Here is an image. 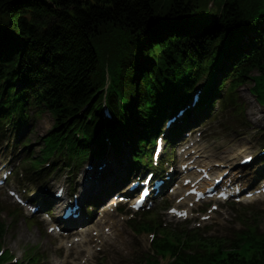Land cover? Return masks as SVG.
Here are the masks:
<instances>
[{
    "label": "trees",
    "instance_id": "trees-1",
    "mask_svg": "<svg viewBox=\"0 0 264 264\" xmlns=\"http://www.w3.org/2000/svg\"><path fill=\"white\" fill-rule=\"evenodd\" d=\"M262 22L264 0H0V123L20 127L31 110L48 109L55 122L46 150L67 144L74 156L106 131L116 134L129 117L138 124L161 116L175 105L179 84L192 86L208 71L213 85L232 74L245 83L257 70L260 86ZM102 60L112 73L108 94L116 124L100 127ZM119 95L127 102L123 110ZM78 127L88 140L75 138ZM142 226L164 235H156L143 264L167 253L174 256L170 264H264V234L254 230L225 243L196 231L178 234L156 221ZM5 230L0 223V235Z\"/></svg>",
    "mask_w": 264,
    "mask_h": 264
},
{
    "label": "rangeland",
    "instance_id": "rangeland-1",
    "mask_svg": "<svg viewBox=\"0 0 264 264\" xmlns=\"http://www.w3.org/2000/svg\"><path fill=\"white\" fill-rule=\"evenodd\" d=\"M254 76H256L255 73L253 74ZM253 84V80L249 81L238 90L240 94L239 99L246 102L248 107L247 112L244 115L234 114L233 121L227 122V118H224L225 120L223 119L222 126H226V128L218 126L222 121L221 117L204 124L202 128L204 132L199 142L200 147L230 141L236 136V142L231 144L228 147L229 149L234 147V145H238L245 148V153L256 154L264 147V110L249 93ZM232 111L229 108V115ZM227 116L228 113L224 117ZM243 119H247L248 122L242 124ZM52 123L53 118L50 112H44L37 123H35L33 127L34 131L29 135L31 141L35 143L34 147L38 148L41 146L39 138L45 131L50 129ZM1 142L2 140H0V162L3 163L2 165L14 168L16 174L19 172L23 177L27 178L22 181L12 178L9 183V189L20 191L22 196L28 195V193H34L39 188H43L39 187L43 184L50 189H56L57 186L49 187V184L55 176H60L61 183L67 180L65 185L70 183L69 185L71 187L75 185L76 189L79 190L77 185L82 183L84 176L83 170L78 171L74 175L76 182L71 178L70 172L62 170L61 168L56 173L48 176L46 182H42L41 180L28 182L30 176H26L24 166H18V161L21 158L16 160L15 157H12L10 149L14 142H10L7 145L5 142L4 146H1ZM112 153L114 152L112 151ZM223 156L225 154H221L218 157ZM129 157L128 147L124 146L122 153L118 157L120 168L127 166ZM238 160L235 162V167L239 166ZM176 161L180 164V157H176ZM258 162L259 160L257 164ZM250 175L249 173L248 178ZM243 203H239V205L231 203L223 205L219 211L211 213L207 221H204L202 218H196V211L190 213L189 216L195 218L196 221H201V225L205 230L209 229L211 233L218 235L233 232L235 227L240 225L241 217L247 218L264 230V198L249 199ZM173 204H178L176 199H173ZM191 204L187 203L186 206L190 207ZM243 206L245 207L243 208ZM15 209L18 211L17 215L14 212ZM0 210L6 211L5 214L3 213L2 218L9 225L4 238V245L23 264H27L25 261L26 254L28 255L31 252L36 254L33 249H36L37 253L42 255V257H47L43 261V264H59L60 262L64 264H118L120 258L123 263L132 262V264H135V259L140 256L141 252L147 247V242H149L147 236L135 235L133 233L130 222L132 220H140V217L133 216L132 213L127 211L124 213L101 212L100 214L94 212L91 218L93 220L92 232L83 237L70 238L68 241H62L58 240L53 233L47 232L45 224L43 226L40 224L36 226L27 221L25 219L24 209L4 191L0 192ZM163 214L165 220L170 224L172 223L171 225L173 227L176 224H181L185 228L182 222H178L169 215V209H166ZM87 238L93 239V242L84 244L83 242Z\"/></svg>",
    "mask_w": 264,
    "mask_h": 264
},
{
    "label": "bare ground",
    "instance_id": "bare-ground-1",
    "mask_svg": "<svg viewBox=\"0 0 264 264\" xmlns=\"http://www.w3.org/2000/svg\"><path fill=\"white\" fill-rule=\"evenodd\" d=\"M129 147H131V146H129ZM135 148V147H134ZM230 151V150H229ZM228 150L227 151H224V152H229ZM204 152H206L205 150H199L198 151V153H200V157L199 158H197V162L198 163H204V165L205 166H207V167H210L211 166V168L212 167H214V166H224V164H225V169H227L228 167H230L231 165H232V162H231V158L230 159H227V160H215V161H217V162H214V158H211V159H209V160H205L202 156H204L205 154H204ZM242 152V149H240V148H236L235 150H234V152L233 153H235V154H240ZM213 162H212V161ZM218 173H220V174H222V169L218 172ZM233 175L235 176V177H238L239 175H240V171H236V172H233ZM213 176H215V175H213ZM219 176H216V177H212V179H211V182H206L205 181V185H204V189L207 187V185H210V184H212L213 183V181H214V179L215 178H218ZM109 179V177L107 178V180ZM106 180V181H107ZM84 195V194H83ZM187 200H193V197H190L189 199H187Z\"/></svg>",
    "mask_w": 264,
    "mask_h": 264
},
{
    "label": "snow or ice",
    "instance_id": "snow-or-ice-1",
    "mask_svg": "<svg viewBox=\"0 0 264 264\" xmlns=\"http://www.w3.org/2000/svg\"><path fill=\"white\" fill-rule=\"evenodd\" d=\"M247 159H249V160H250V159H251V157H248Z\"/></svg>",
    "mask_w": 264,
    "mask_h": 264
}]
</instances>
